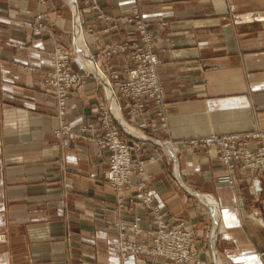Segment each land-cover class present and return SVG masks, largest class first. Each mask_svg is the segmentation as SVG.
Here are the masks:
<instances>
[{
	"label": "crops",
	"instance_id": "0c3cea01",
	"mask_svg": "<svg viewBox=\"0 0 264 264\" xmlns=\"http://www.w3.org/2000/svg\"><path fill=\"white\" fill-rule=\"evenodd\" d=\"M97 3L95 10L86 0H0V234L6 239L0 241V264H177L148 254L118 258V225L151 228L149 212L130 209L141 198L134 186L127 188L131 194L124 195L126 207L118 213L117 195L102 177L108 167L105 147L86 135L54 132L56 88L45 82L51 55L57 47L69 51L75 45L73 61L87 70L75 16L81 17L93 60L106 44L139 36L125 18L133 0ZM143 3L162 59L158 77L171 105L173 139L264 131V0ZM102 101L98 75L85 73L83 86L70 91L65 119L78 128ZM118 109L127 130L143 137L148 150L154 148L159 134L137 119L145 135ZM164 147L170 165L165 157L147 165L153 175L148 190L171 223L185 222L200 264H263L257 253L264 249V174H255L251 187L248 171L234 172L233 185L219 182L228 168L216 149L183 146L177 153L172 141ZM137 214L142 220L133 222ZM126 236L142 238L133 230Z\"/></svg>",
	"mask_w": 264,
	"mask_h": 264
},
{
	"label": "rangeland",
	"instance_id": "374dc122",
	"mask_svg": "<svg viewBox=\"0 0 264 264\" xmlns=\"http://www.w3.org/2000/svg\"><path fill=\"white\" fill-rule=\"evenodd\" d=\"M88 3H92V7L97 10L99 9V4L97 3V0H86ZM133 5L137 6V10L135 11L132 7V11L129 15H126V23H129L133 26L132 30L135 29L138 32V37H134L128 40L121 41L119 43H108L105 45L101 53L97 57H94V61L96 64V67L99 69V67L102 68L104 73L108 76L109 81H111V87L112 91L114 92V96L119 98L120 102V109L122 113L125 115V119L128 123L134 125L135 127L139 128L142 132H144L143 127H151L152 131H155L159 134L160 137L158 139H153L154 148H150L148 150L144 145L143 141L140 140L143 137H140L134 133H131L127 130V128L124 126V124L121 122L119 116L117 113L112 112V102H110V97L106 93V85L103 83V81L99 80V84L101 85V88L103 90V101L99 102L95 107L92 108V118L89 120L87 119L86 122L82 123L78 128L74 127L70 122H68L65 119V115L68 110V101H69V94L72 89H78L83 86L84 83V76L85 73L87 75H92L97 77V74L94 72H89L87 70H84L81 68V66L74 62L75 59L74 53L71 55L69 59V64L72 66L71 72L74 74L77 79H79L77 82L74 83V85L70 86L68 96L66 97L67 106L64 111V115L61 118L59 114V99H58V92L56 89L55 98L57 101V107H58V117H59V127L55 129V135L57 137H63L65 135L69 136H79V135H86L90 138V140L93 143H96L100 148L105 147L108 151V167L103 171V178L106 182V184L109 186L110 189H112L116 195H117V211L120 213V210L123 211L126 207L124 201L126 196H124L126 193L129 194L130 192L127 191V188H133L134 191L137 193V196L139 195V200H135L130 204V209L135 210L139 208H144L149 212V215L151 217V223L154 225L153 227L144 228L140 224V227L143 229H148V232L143 233L142 230L133 231L134 235L141 236L140 241H134L131 240L126 236L127 230H132V226H121L118 225L121 233L119 235V239H123V241L126 243L127 246V252L120 253L119 251H122L119 246V241L115 242V251L119 254V259L122 261H127L131 255L134 254L133 251H131V248L133 246H141V247H147L148 251L139 252L137 254H148L152 257H163L162 255L155 254L154 252L157 250V238L156 233L160 232V225L158 223L157 218H162L163 221L166 222V225L169 227L179 225L181 224V227L184 231L189 232L185 227V222L181 221L177 224H173L170 222V220L167 218L166 213L164 210H162L160 205L153 203V198L151 196V192L148 190L149 181L152 178V173H150L147 170V165L155 163L156 161H159L161 158L164 159V157L167 159L166 163L167 165H170L169 161V153L165 150L164 143H167L169 141H172L175 148L178 150L177 153H180L182 151L183 146H186L190 150H209L210 148L205 145L204 137L198 136V137H191L187 139L182 140H174L171 135V128H170V104L169 101L166 98L165 93V87L160 82L159 77V83L160 87L164 91V94L162 95L163 102H161V99L158 97V94H142L143 90L141 89L142 86L138 87L137 84H132L130 81V75L131 70L136 69L138 66L141 67L145 64V61L147 60V57L150 55L149 53V47L147 45V41L144 38V34H150L151 35V49L152 53L156 55L157 57V65H156V73L158 76V66L162 63V59L158 56V53L155 50V42H156V36L153 33V29L151 28V23L147 20L145 17L144 12V3L143 0H137V3L135 5V0H133ZM79 15V14H77ZM80 16V15H79ZM101 18H109L106 17L104 13H100ZM74 22V17H73ZM40 27H42V24H39ZM116 24H113V29ZM44 27V26H43ZM118 26L117 28H119ZM146 29V31H145ZM111 30L110 28H107L106 31ZM134 30V31H135ZM146 32V33H143ZM75 37H73L74 42ZM75 45L71 48V50H66L67 52L74 51ZM113 57H119L120 59L124 60L121 65H116L114 62H110V60ZM100 58L104 61H100ZM54 56L51 55V62L53 63ZM108 61V62H106ZM75 64V66H74ZM82 71V72H80ZM52 70L48 73L47 77L45 78V82L48 84H51L55 86L52 83L47 82V80L52 76L51 75ZM140 80V79H139ZM139 84L141 82L139 81ZM56 88V86H55ZM140 91V92H139ZM131 92V93H129ZM137 92V93H136ZM142 94V95H141ZM115 97V98H116ZM161 102V103H159ZM123 115V114H122ZM123 117V116H122ZM124 119V118H123ZM140 122L141 126H138V122ZM100 129L102 130V141H99L98 138L94 135V131L96 133H99ZM115 132L117 134V142H123L124 145L128 147V150L130 151V159L132 161V175L129 177L128 182L122 186L121 188H117V186L114 184V181L108 179V172L112 168V163L115 160V155L117 153L116 148L113 147V144H110V136L112 133ZM146 135V133L144 132ZM211 135V134H210ZM131 137L136 140V143H132L127 137ZM144 137H149L144 136ZM201 138V143L196 146H192V141L195 138ZM150 138V137H149ZM142 141V142H140ZM250 142H254L258 144V147L256 149H253L255 151L260 149L259 146V140L256 139V137L251 138ZM119 143V144H120ZM238 148H241V146H238ZM218 160L222 162V154L217 155ZM228 168V173L223 174L219 177V182H225L224 180H229L231 178L234 181V178L232 174L236 172L237 170L241 171H248L251 178V184L250 187L253 186L252 184L256 181L255 174H264V171L253 170L250 169V167H242V161H234L233 165L234 167H228V165L224 164ZM171 167V171H175V169ZM143 168V170H141ZM134 176H139L141 178H145L140 180L137 183H133L131 180ZM235 184V181H234ZM127 191V192H126ZM131 194V193H130ZM129 196V195H128ZM158 209V210H156ZM131 210V211H132ZM158 213V214H157ZM143 215H135L134 221L142 220ZM122 221H118L117 224H120ZM116 224V225H117ZM135 225V224H134ZM135 228V227H134ZM190 233V232H189ZM122 234V235H121ZM191 234V233H190ZM192 244H191V252L195 251L196 254L194 256L195 261L191 260L186 262L184 264H189L191 262H194L196 264H200L201 260L198 257V250L196 248V245L194 244L195 237L193 234ZM5 234H0V241H5ZM4 237V238H2ZM122 237V238H121ZM121 242V240H120ZM120 247V248H119ZM257 255L260 257L264 264V249H260L257 253ZM127 256V257H126ZM130 256V257H129ZM168 259V258H166ZM177 263V262H175ZM179 264V263H177Z\"/></svg>",
	"mask_w": 264,
	"mask_h": 264
},
{
	"label": "built area",
	"instance_id": "2783aa9c",
	"mask_svg": "<svg viewBox=\"0 0 264 264\" xmlns=\"http://www.w3.org/2000/svg\"><path fill=\"white\" fill-rule=\"evenodd\" d=\"M136 3L137 0H135V5ZM133 9L136 11L137 6L133 5ZM144 38L147 41V45L149 44L148 54L150 55L147 57V60L145 61V64L143 66H138L136 69L131 70L130 81L132 84H137L138 87L142 86V94H158L161 102H163L162 95L164 94V91L160 87V83L156 73V65L158 63V59L156 55L152 53V49L150 47L152 38L150 34H144ZM71 55H73L71 52L69 53L59 47L54 50V60L52 63L51 72L52 76L47 80V82L52 83L56 86L59 99V114L61 118L64 115V111L67 106L66 97L68 96L67 94L69 93L70 86L74 85V83L79 80L71 72L72 66L69 64ZM139 81L141 82V84H139ZM116 100V102L120 104L119 98L116 97ZM112 112L116 113L113 107ZM94 135L98 138L99 141L103 140L102 132L96 133V131H94ZM253 137H256V139L260 141V149L257 151L253 149H256L258 147V144L250 142L251 138ZM201 138H195L192 141L191 145H199V143L202 142ZM117 139V134L113 132L110 136L109 141L110 144H113V147L116 148L117 153L115 155V160L112 163V168L108 172L107 178L114 181V184L119 189L128 182L129 177L133 173V165L130 159V151L128 150V147L125 146V143L123 142H117ZM203 139L207 147L211 148V146L214 145L217 148V155L218 153L222 154V162L228 165V167L233 168L234 161L240 160L242 161V167L244 168L250 167V169L253 170L260 169L261 171H264V131L259 130L256 132L253 131L243 133L233 132L228 134H212L205 136ZM238 146H241V148H238ZM141 170H143V168ZM224 181L230 182L232 183V185L234 183L231 178ZM157 220L160 225V232L156 233L155 235L157 238L156 241L158 243L157 250L154 253L174 260L179 264H184L186 260L195 261L194 256L196 252H191L190 247L192 244L193 236L189 232L184 231L181 227V224L168 228L166 222L163 221L162 218L158 217ZM138 230L140 229H136V231ZM118 241L119 246L121 245V248H119L122 250L119 252H127L128 249L123 239H119ZM146 249L147 247H141L139 245L136 247L133 246L131 248V251L139 253L145 251ZM146 251H148V249Z\"/></svg>",
	"mask_w": 264,
	"mask_h": 264
},
{
	"label": "bare ground",
	"instance_id": "6f19581e",
	"mask_svg": "<svg viewBox=\"0 0 264 264\" xmlns=\"http://www.w3.org/2000/svg\"><path fill=\"white\" fill-rule=\"evenodd\" d=\"M74 1V0H73ZM75 23H76V26L78 27V32H77V34H78V41H76V42H79V45H80V47L83 49V54L85 55H83L82 53V55H81V57H83L84 59H83V64H85L84 66H85V68L89 71V72H91V70H93V69H95L94 71L96 72V74L98 75V78H99V80H101V81H103V83L106 85V93H107V95L110 97V101L112 102V106H113V109L115 110V112L118 114V112H117V108H119L118 110H121L120 108V104L119 103H117L116 101V98H115V96H114V94H113V91H112V87H111V81H109V78H108V76L102 71V69L99 67V69L96 67V65H94L95 63H94V60L91 58V56H90V54H89V52H88V49H87V47H86V44H85V40H84V37H83V33H82V20H81V17L79 16V15H76L75 16ZM76 38H77V36H76ZM86 57V58H85ZM91 70H90V69ZM93 71V72H94ZM156 80H157V78H156ZM213 134H218V133H213ZM212 135V134H211ZM211 148H213V149H216V151H217V148L213 145V146H211ZM226 182V181H225ZM226 183H229V184H231L232 185V183H230V182H226ZM136 226H135V225ZM133 224V227L131 228L133 231H135L136 229H141L142 230V228L139 226V224L138 223H134ZM121 226H124V225H122V223L120 224ZM134 226L136 227V228H134ZM5 237V236H4ZM4 237H2V238H4ZM119 240V239H118ZM117 240V241H118ZM148 249V248H147ZM146 249V250H147ZM117 252V251H116ZM117 254H118V252H117ZM134 254H137V252H134ZM118 256H119V254H118ZM166 258V257H165ZM171 260V259H170ZM172 261H174V260H172ZM175 262V261H174Z\"/></svg>",
	"mask_w": 264,
	"mask_h": 264
}]
</instances>
